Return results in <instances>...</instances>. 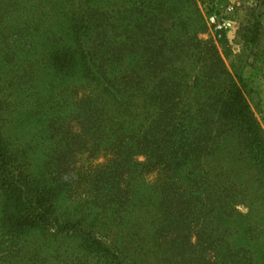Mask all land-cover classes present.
Here are the masks:
<instances>
[{
	"label": "trees",
	"instance_id": "16d2710c",
	"mask_svg": "<svg viewBox=\"0 0 264 264\" xmlns=\"http://www.w3.org/2000/svg\"><path fill=\"white\" fill-rule=\"evenodd\" d=\"M26 6L1 0L15 18L2 43L13 38L30 75L41 59L46 75L74 78L63 100H76L41 114L40 171L0 128V264H264V133L242 80L196 40L195 1L149 0L111 19L89 0L43 20ZM260 27L244 42L257 45Z\"/></svg>",
	"mask_w": 264,
	"mask_h": 264
},
{
	"label": "rangeland",
	"instance_id": "374dc122",
	"mask_svg": "<svg viewBox=\"0 0 264 264\" xmlns=\"http://www.w3.org/2000/svg\"><path fill=\"white\" fill-rule=\"evenodd\" d=\"M27 3L24 15L35 12L36 18L43 20L42 13L66 14L79 6L80 0H25ZM142 1V2H141ZM149 0H89V8L98 11V15L108 14L109 19L118 15L117 12L134 9ZM198 14L205 25L203 32L196 33V40L211 42L223 60L227 72L233 80L238 83L239 77L242 80L241 86L251 111L264 133V0H194ZM1 4V0H0ZM31 5L32 8H31ZM34 18V17H33ZM32 18V19H33ZM123 18V17H122ZM125 18L124 27L129 26ZM15 18L10 13H5V9L0 7V34L9 33ZM259 24L260 37L257 45L244 42L245 31L253 23ZM16 24L25 26L24 18H19ZM40 26L44 27V23ZM35 33H32L34 36ZM224 35L222 46L217 44L219 35ZM8 41L2 43L0 38V128L15 147H20L21 151L28 155L31 160V168L40 171L42 160L48 148L47 135L45 134L46 119L41 114L53 108L64 111L74 110L76 98L69 95L67 102L64 97L68 92H64V84L73 85L74 78L60 79L56 76H48L42 70L43 62L38 60L39 69L35 75L28 74L29 62L24 61L22 56L14 54L11 49L13 38L7 36ZM128 39V37H127ZM33 41L37 42V51L42 41L40 35H35ZM198 46V51H202V46ZM195 53V52H194ZM224 53L228 57H224ZM198 58V57H197ZM31 62V60H30ZM196 65L191 70L192 65ZM186 73H196L198 64L188 63ZM80 97V94H78ZM67 105L64 109L63 106ZM62 117H57L60 122ZM71 127H75L74 122H69ZM77 129V128H75ZM109 156H99L90 161V166L95 167L103 164ZM142 159L140 158L139 161ZM88 161L76 158L74 168L86 167ZM154 174L149 175L146 180L152 182ZM139 182V181H136ZM242 214L247 213V209L238 208ZM256 219L264 223V207L258 206L254 213ZM145 264H154L152 259H147Z\"/></svg>",
	"mask_w": 264,
	"mask_h": 264
}]
</instances>
